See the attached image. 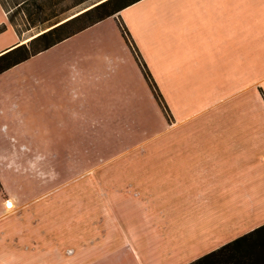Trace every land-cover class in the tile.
<instances>
[{"label":"crops","instance_id":"obj_1","mask_svg":"<svg viewBox=\"0 0 264 264\" xmlns=\"http://www.w3.org/2000/svg\"><path fill=\"white\" fill-rule=\"evenodd\" d=\"M120 22L175 116L159 145L138 143L160 103ZM1 26L0 54L24 42L2 0ZM263 57L264 0H136L0 72V184L121 137L128 160L80 177V264H186L264 223Z\"/></svg>","mask_w":264,"mask_h":264},{"label":"rangeland","instance_id":"obj_2","mask_svg":"<svg viewBox=\"0 0 264 264\" xmlns=\"http://www.w3.org/2000/svg\"><path fill=\"white\" fill-rule=\"evenodd\" d=\"M24 1L4 0L8 11L11 13L17 11L14 16L19 27L25 25L29 18L21 9ZM101 1L103 0H43L44 8L40 15L34 14V18H46L58 12L59 15H54L51 21L47 22L50 25ZM63 8L65 10L61 12ZM36 9L35 4L31 6L33 12ZM40 29L44 28L26 30L23 39L32 38L35 35L31 34ZM262 73L263 77L257 83V89L264 96V57ZM157 100L159 101L158 98ZM159 106L160 109L152 107L149 119L136 122L137 127L149 124L152 132L157 134L150 141L138 142L137 139L134 143L159 145L158 134L164 127V121H167V128L175 126L173 122L175 116L169 105L164 107L160 103ZM126 144H129V141L125 142L121 137L105 136L101 150L72 154L71 167L5 170L6 185L0 184L5 190L0 202V264H80L81 226L88 225L87 238L93 239L96 233H91V227H95L97 219L92 206L95 205L92 199L93 191H87L88 200L82 199L80 177L95 176L96 168L90 167L102 161L128 160L130 156L127 151H120ZM93 186L95 185L91 183L87 187ZM8 200H14L12 207L6 203ZM88 255L93 256L89 253Z\"/></svg>","mask_w":264,"mask_h":264},{"label":"trees","instance_id":"obj_3","mask_svg":"<svg viewBox=\"0 0 264 264\" xmlns=\"http://www.w3.org/2000/svg\"><path fill=\"white\" fill-rule=\"evenodd\" d=\"M134 1L136 0H103L68 19L49 26L47 22L51 21L54 15H59L58 12L46 18L36 19L34 18V14L40 15V11L44 8L43 0H25L22 3L23 6H21V9L27 17L29 16V18H27V22H25V25L22 27L18 26V22L14 16V13L17 11L15 10L14 13L8 11L9 19L15 25L17 32L19 35L23 36L26 30H33L39 27L44 29L28 41L22 42L1 53L0 72L32 54L48 48L74 32L117 12L122 7ZM2 2L4 4V0H2ZM34 4L37 9L33 12L31 6ZM64 10L65 8L60 11L62 12ZM120 25L127 41L135 51L136 57L139 60L144 74L152 86L156 97L159 99L161 105L167 107V103L157 85V82L131 37L127 26L123 22H120ZM1 28H3V26H1L0 29ZM186 264H264V223Z\"/></svg>","mask_w":264,"mask_h":264},{"label":"water","instance_id":"obj_4","mask_svg":"<svg viewBox=\"0 0 264 264\" xmlns=\"http://www.w3.org/2000/svg\"><path fill=\"white\" fill-rule=\"evenodd\" d=\"M90 7H91V6H90ZM88 8H89V7H88ZM85 9H87V8H85ZM85 9L82 8V9H80V10L74 12V13H71V14H69L68 16H66V17H64V18L59 19V20L55 21L54 23H51L49 26H51V25H53V24H57V23H59V22L65 20V19H68L69 17H72V16H74V15H76V14H78V13L84 11ZM47 27H48V26H47ZM42 30H43V29H40V30L34 32V33L31 34V35H37V34L40 33ZM8 204H11V200H8Z\"/></svg>","mask_w":264,"mask_h":264},{"label":"bare ground","instance_id":"obj_5","mask_svg":"<svg viewBox=\"0 0 264 264\" xmlns=\"http://www.w3.org/2000/svg\"><path fill=\"white\" fill-rule=\"evenodd\" d=\"M29 39H31V38H26V39H24L23 41L26 42V41H28Z\"/></svg>","mask_w":264,"mask_h":264}]
</instances>
